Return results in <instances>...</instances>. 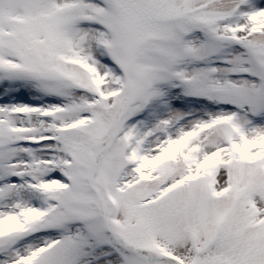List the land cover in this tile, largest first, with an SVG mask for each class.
I'll return each mask as SVG.
<instances>
[{
    "label": "snow or ice",
    "instance_id": "snow-or-ice-1",
    "mask_svg": "<svg viewBox=\"0 0 264 264\" xmlns=\"http://www.w3.org/2000/svg\"><path fill=\"white\" fill-rule=\"evenodd\" d=\"M0 264H264V0H0Z\"/></svg>",
    "mask_w": 264,
    "mask_h": 264
}]
</instances>
